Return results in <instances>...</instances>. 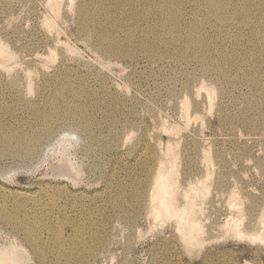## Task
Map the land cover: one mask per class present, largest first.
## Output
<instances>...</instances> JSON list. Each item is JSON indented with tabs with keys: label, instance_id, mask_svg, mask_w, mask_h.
<instances>
[{
	"label": "rangeland",
	"instance_id": "374dc122",
	"mask_svg": "<svg viewBox=\"0 0 264 264\" xmlns=\"http://www.w3.org/2000/svg\"><path fill=\"white\" fill-rule=\"evenodd\" d=\"M49 2L0 0V42L13 55L7 62L11 71L0 77V86L10 81L16 84L15 100L6 97L3 102L14 113L17 124L30 128L31 113L22 103L44 102L38 88L43 82L52 81L61 66L75 83L86 79L89 89L95 92L92 99L101 98L105 89L120 96L125 105L113 129L102 128L99 138H89L75 119L67 118L52 124L30 153L0 157V186L10 193L7 202L23 193L42 197L48 203L45 192L60 188L64 198L72 195L85 199L84 216L88 208L99 206L101 220L106 224L104 243L86 264H264L263 245L232 237L222 239L220 230L226 221H236L237 211L241 210L243 226L256 229L257 216L264 209V92L235 83L223 95L216 93L209 109L204 91L196 95V90L201 82L219 90L222 84L214 82L212 72H204L199 64L144 56L103 57L78 32L77 0L62 1L56 22L59 32H49L43 26L44 17L51 16ZM70 3L75 4L72 9ZM222 31L230 37L231 30ZM66 47L74 49V53L66 52ZM50 51L56 55L54 62L47 60ZM184 96L192 104L189 126L184 124L185 117L178 105ZM11 120L3 117L2 123L12 126ZM163 123L164 127L177 128L176 131L169 134V127H165L167 133L163 132ZM168 143L179 145V181L184 187L196 185L206 172L211 177L209 193L195 202L196 217L204 224L205 241L193 253L186 251L178 240L173 221L154 220L147 215L144 204L139 205L138 211L128 212L119 209V203H111L115 181L139 180L140 174L128 171L130 167L148 161L145 151L150 146L162 154ZM192 147L210 151L211 164L206 165L199 151L190 150ZM149 163L151 175L154 163ZM71 168L78 173L71 174ZM231 190L240 196L239 205H229ZM78 204L67 206L72 216L79 214ZM63 234L66 238L71 235L67 225ZM45 241L40 239V243ZM0 246L16 247L26 264H40L24 235L1 220Z\"/></svg>",
	"mask_w": 264,
	"mask_h": 264
},
{
	"label": "bare ground",
	"instance_id": "6f19581e",
	"mask_svg": "<svg viewBox=\"0 0 264 264\" xmlns=\"http://www.w3.org/2000/svg\"><path fill=\"white\" fill-rule=\"evenodd\" d=\"M62 1L50 0L47 4L51 8V16L44 17L43 26L49 32L57 31L56 22L60 18ZM72 4H69V9L75 5ZM76 10L79 34L103 57L126 59L144 56L153 60L199 64L204 72H212L214 82L222 84L219 90L217 88L216 91L215 87L204 82L196 90V95L204 91L209 109L210 101L216 93L223 95L235 83L264 92V0H77ZM222 30H231L230 37ZM73 50L66 47L65 51L74 53ZM55 57L54 52L50 51L48 62H54ZM11 59L12 53L0 42V77L11 71L7 63ZM29 76L27 73L26 77ZM1 85L0 157L30 153L52 124L67 118L75 119L89 138H99L102 128L108 131L113 129L125 105L120 96L111 95L105 89L101 98L92 99L95 98V92L89 89L86 79L82 78L75 83L66 68L61 66L52 81H45L38 88L45 97L44 102L22 103V107L31 113V126L27 130L17 124L14 113L3 102V98L7 100L6 97L15 100V82H4ZM261 104H264V98ZM178 105L185 117L184 124L189 126L192 122L189 118L191 102L184 96ZM96 116H100V119ZM3 117H10L14 125L3 124ZM197 118H194L195 122ZM165 127L163 123V132L169 131V134L177 129L168 126L169 130L166 131ZM176 145L168 143L162 154L150 146L145 151L148 161L128 170L137 172L141 178L115 181L112 177L111 181L115 183L110 197L112 205L119 203L122 211L136 212L139 205L144 204L147 215L154 220L160 223L173 221L178 240L186 251L192 252L203 247L205 241L204 224L196 217L195 202L196 198L204 199L207 195L211 177L206 172L197 181V186L188 184L184 187L179 181V153L176 151L179 145ZM190 150L199 151L206 165L212 162L207 149L192 147ZM151 161L154 167L150 175ZM71 169V174L78 173L76 168ZM8 194L0 186V220L24 235L40 258V264H86L101 249L106 224L101 220L99 206L88 208V214L84 216L85 199L72 195L64 198L60 188L45 192L48 203L42 197L23 193L8 203ZM228 200L229 205H239L240 196L236 190H231ZM71 204H78V215L70 214L67 206ZM241 211H237L236 221L228 220L221 227L222 239L232 237L264 247V209L257 216L256 229L249 228L247 224L243 226L240 222ZM65 225L71 230L69 238L63 234ZM40 239L47 241L40 243ZM0 264L26 263L16 247L8 246L0 248Z\"/></svg>",
	"mask_w": 264,
	"mask_h": 264
}]
</instances>
